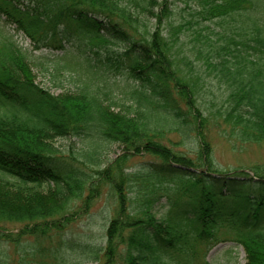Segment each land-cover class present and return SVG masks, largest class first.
Listing matches in <instances>:
<instances>
[{"label": "trees", "instance_id": "obj_1", "mask_svg": "<svg viewBox=\"0 0 264 264\" xmlns=\"http://www.w3.org/2000/svg\"><path fill=\"white\" fill-rule=\"evenodd\" d=\"M194 1L175 24L169 0H0L4 25L34 50H79L68 75L75 90L56 95L0 28V264L76 263L88 252L97 264H214L203 247L226 230L244 264H264V165L216 168L207 133L223 121L243 143L264 141V0ZM212 20L223 29L216 40L204 34ZM182 34L198 44L186 49ZM189 50L220 87L217 111L199 104L208 86ZM119 90L132 103L117 111ZM192 132L195 156L169 136L183 147ZM67 136L85 142L84 160L56 145ZM107 143L121 153L102 166ZM136 156L148 158L131 164ZM49 182L47 192L16 187ZM103 184L116 202L102 246L75 236L74 224Z\"/></svg>", "mask_w": 264, "mask_h": 264}, {"label": "rangeland", "instance_id": "obj_2", "mask_svg": "<svg viewBox=\"0 0 264 264\" xmlns=\"http://www.w3.org/2000/svg\"><path fill=\"white\" fill-rule=\"evenodd\" d=\"M172 3L173 10L175 15L173 16V23L177 24L178 12L184 10L185 15L191 9L195 10L198 7V4L194 0H169ZM203 25H207L209 29H205L204 34L208 35L212 40H216L219 35L218 32H221L223 29L219 20L205 21ZM0 28L5 29L9 34L13 35V40L19 45L27 54V60L29 62L31 71L34 75L35 82L43 87L48 89L53 94H60L63 91H72L75 90V82L73 83L68 75H75V53L78 50V46L68 48V51H51L47 49L34 50L33 45L28 37H26L22 32L17 31L14 26H5L4 19H0ZM191 31L187 32V35H190ZM193 35V34H192ZM187 36L184 37L185 48H191L193 45L198 44L194 37ZM83 43V42H82ZM82 43H78L82 44ZM81 47H84V43ZM84 47L83 49H85ZM76 51V52H75ZM187 54L190 55L193 62H195L196 69L201 73L202 79L201 82L206 85L207 88L203 90V99L199 100V104L203 108L204 113L208 110L205 109L206 106H210L212 101L216 103L211 110H218L221 106L219 101L220 87L217 85V82L211 80V84L208 83L207 76L209 72L207 68L200 67L198 64V58L192 51H187ZM71 62V63H69ZM111 80H114L118 83L120 87H125L128 90H132L135 87L134 82H127L124 78L120 76L113 77L110 75ZM209 88V89H208ZM116 104L113 106L115 110H125L126 106L130 105L132 101H129V98L121 93L119 90L115 93ZM204 101V102H203ZM211 107V106H210ZM216 110V111H217ZM221 127L216 125L213 121L209 122L208 125V139L210 140L212 146V159L216 165V168L223 171H233L237 168H251L254 165H264V141L261 143H243L239 139H236L234 136H231L228 131H223L222 127H227L223 121ZM226 129V128H224ZM195 133L192 132L190 139H184L183 147L178 144L181 140V136L176 133L169 135L172 139V142L176 143L175 149L183 150L185 149L184 145H187L189 153L192 156H195L198 149V144L195 138ZM56 145L66 153L72 151L80 159H83V154L88 148L85 142L79 139L76 136H67V137H56L54 139ZM121 153V146L118 144L107 143L104 145V149L101 152V159L103 161L102 166L106 165L107 162L113 160L116 156ZM148 157L136 156L131 160V164L138 163L141 160L147 159ZM10 181L17 182L11 177H6ZM22 186H32L39 191L47 192L50 189L55 187L53 182L43 183L42 185L34 184H16V187ZM87 188H84L85 195L87 194ZM116 197L111 192L108 185L103 184L101 194L94 200L91 208L89 217L83 216L75 224V236L77 233H81L83 237L89 238L93 241H96L100 245L105 244V224L108 221L111 214H113V207L115 206ZM80 203V200L77 201ZM86 233V234H85ZM88 235V237L86 236ZM233 235H231L230 230L222 231L216 236L208 245L203 247V253L201 257H206L208 260L214 262V264H244L246 262V252L244 248L240 245H237L236 241L233 240ZM75 257V254L74 256ZM93 255L88 253H81L75 260L63 262L61 264H97L96 261L92 259Z\"/></svg>", "mask_w": 264, "mask_h": 264}]
</instances>
